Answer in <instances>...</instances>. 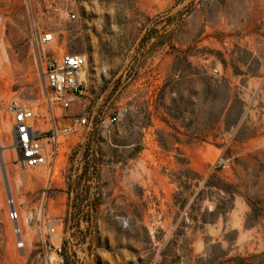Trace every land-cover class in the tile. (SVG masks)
I'll return each mask as SVG.
<instances>
[{"label":"rangeland","instance_id":"obj_1","mask_svg":"<svg viewBox=\"0 0 264 264\" xmlns=\"http://www.w3.org/2000/svg\"><path fill=\"white\" fill-rule=\"evenodd\" d=\"M38 28L86 55L85 112L127 108L68 139L69 175L49 190L15 162L7 110L42 106ZM225 184L232 208L210 214ZM8 186L24 214L43 193L62 202L69 264H264V0H0V264H44L35 223L13 249Z\"/></svg>","mask_w":264,"mask_h":264},{"label":"built area","instance_id":"obj_2","mask_svg":"<svg viewBox=\"0 0 264 264\" xmlns=\"http://www.w3.org/2000/svg\"><path fill=\"white\" fill-rule=\"evenodd\" d=\"M49 13L68 20L77 13L68 5H47ZM57 32L52 30L34 34L33 41L41 47V78L43 84L42 106L35 108L28 103L12 100L7 104L10 113V140L16 163L22 168L39 170V178L46 190L61 187L69 175L68 139L93 122L94 124L115 123L122 111L119 108L108 118H95L85 112L88 100V76L86 55L80 52L55 50L53 43ZM212 73H218L217 68ZM74 109L73 114L68 110ZM92 118V119H90ZM44 197V198H43ZM53 198L41 200L27 213H23L8 186L4 194L5 217L9 224L12 246L16 252H23L29 243H34L28 226H37L35 249L43 255L44 264H69L62 252V220L56 213L62 202L50 207ZM71 204V201H70ZM52 209L50 214L49 209ZM32 243V244H33ZM84 264H94L88 259Z\"/></svg>","mask_w":264,"mask_h":264},{"label":"trees","instance_id":"obj_3","mask_svg":"<svg viewBox=\"0 0 264 264\" xmlns=\"http://www.w3.org/2000/svg\"><path fill=\"white\" fill-rule=\"evenodd\" d=\"M204 185H205V187H208V188H211V187H214L217 189L220 188L216 182L211 181V177L205 181ZM179 186H180V184H179ZM222 189L224 191L225 196H224L221 204L220 205L216 204L214 206V208L209 212L210 214L224 216L226 214V212H228L232 208L234 197L238 193L236 188L231 184H225V186H222ZM250 206L253 207L252 204H250ZM202 222H203V220H202ZM262 256H264V252L259 253L257 255L255 254L252 257H259L260 258ZM246 260H247L246 258H241V257L238 259V261L242 264H246L245 263Z\"/></svg>","mask_w":264,"mask_h":264}]
</instances>
